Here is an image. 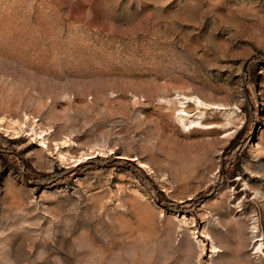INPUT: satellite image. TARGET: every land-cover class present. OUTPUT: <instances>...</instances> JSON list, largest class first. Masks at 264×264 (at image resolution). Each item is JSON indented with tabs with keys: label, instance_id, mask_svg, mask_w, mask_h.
Here are the masks:
<instances>
[{
	"label": "rangeland",
	"instance_id": "rangeland-1",
	"mask_svg": "<svg viewBox=\"0 0 264 264\" xmlns=\"http://www.w3.org/2000/svg\"><path fill=\"white\" fill-rule=\"evenodd\" d=\"M0 264H264V0H0Z\"/></svg>",
	"mask_w": 264,
	"mask_h": 264
},
{
	"label": "trees",
	"instance_id": "trees-1",
	"mask_svg": "<svg viewBox=\"0 0 264 264\" xmlns=\"http://www.w3.org/2000/svg\"><path fill=\"white\" fill-rule=\"evenodd\" d=\"M108 159H109V157H108ZM111 159V158H110ZM95 161H100V162H102L103 163V161L105 162V161H107V158H97V157H95V158H93V160H90V161H88V163H96ZM80 169V168H79ZM78 169V170H79Z\"/></svg>",
	"mask_w": 264,
	"mask_h": 264
},
{
	"label": "bare ground",
	"instance_id": "bare-ground-1",
	"mask_svg": "<svg viewBox=\"0 0 264 264\" xmlns=\"http://www.w3.org/2000/svg\"><path fill=\"white\" fill-rule=\"evenodd\" d=\"M200 103V102H199ZM212 128V127H211Z\"/></svg>",
	"mask_w": 264,
	"mask_h": 264
}]
</instances>
